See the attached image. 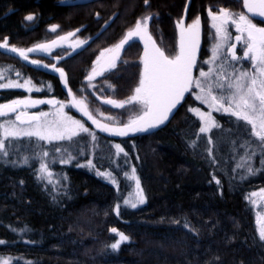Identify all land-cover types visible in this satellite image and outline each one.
<instances>
[{"label": "trees", "instance_id": "16d2710c", "mask_svg": "<svg viewBox=\"0 0 264 264\" xmlns=\"http://www.w3.org/2000/svg\"><path fill=\"white\" fill-rule=\"evenodd\" d=\"M221 8L243 13V0H0V42L7 38L29 47L49 41L46 28L54 23L66 32L78 30L86 45L72 55L60 50L57 66L64 68L72 92L117 124L122 115L87 86L97 52L150 9L157 13L151 27L171 54L176 20L201 17L205 34L198 66L204 65L215 40L207 11ZM140 52L139 43H132L123 56L135 59ZM33 58L54 63L48 56ZM0 81H30L34 87L0 88V105L30 94L68 97L58 74L1 48ZM132 81L110 74L97 81L96 93L124 97ZM200 106L189 94L164 124L146 133L109 137L91 127L63 144L6 139L0 150V264H264L258 223L263 208L252 202V194L264 190V156L255 155L258 143L232 116L216 114L219 127L200 133L202 122L190 111ZM5 120L0 115V140ZM117 144L124 150L119 155ZM133 167L146 201L136 209L123 205L136 190L124 176ZM98 171L111 172L117 183ZM112 228L129 237L115 250L110 245L119 236Z\"/></svg>", "mask_w": 264, "mask_h": 264}, {"label": "snow or ice", "instance_id": "6c2138e0", "mask_svg": "<svg viewBox=\"0 0 264 264\" xmlns=\"http://www.w3.org/2000/svg\"><path fill=\"white\" fill-rule=\"evenodd\" d=\"M144 2L148 4L149 0H144ZM243 3L252 18L260 17L261 22H264V0H243ZM209 15L212 20V27L216 30V36L218 37L212 49V61L216 60L219 50L231 38V33L228 31V25L231 24L239 33V35L235 36V40L242 42L244 45L243 58L251 61L253 67L251 73L240 71L235 79L232 80L226 75L225 65L227 60H225L220 66L221 71L219 73H214L213 69H209L208 72L201 70L200 77L204 78V80L202 81L199 78L194 80L191 70L196 63L195 53L199 41L200 18L197 17L187 28L183 27V20L178 22L177 26L180 28L179 50L173 58H169L161 49L156 47L151 35L148 34V21L154 18L152 14H149V16L144 17L143 21L137 20L135 28L129 30L127 35L114 48L102 51L95 62L100 65L99 69L93 68L91 74L86 77L88 81H91L96 76H102L105 72L115 69L120 50L124 49L125 46L130 47L132 43H136V38L145 40L144 56L142 57L143 70L139 86L135 88V94L126 101H105L120 108H123L125 104L136 103L140 106L141 114L130 118L128 123L124 124L122 128H110L108 125H100L87 111L86 106L81 108L84 115L88 116L93 123H96L102 131H111L117 135L124 136L129 132H148L150 129L164 124L169 119V114L181 103L185 94L191 92L192 86L195 85L196 88L200 89L201 93V95L196 96V99L209 104L217 111L223 110L236 117L237 120L244 121L251 126L252 134L264 143V27H258L244 13H230L226 9H220L219 15L212 12H209ZM26 19L30 21L33 16L28 15ZM55 28L56 26H53L52 30L54 31ZM69 35L72 34L69 33ZM65 39L66 37L61 36L58 40L52 41L50 45L41 44L35 48L24 50L14 46L9 48L7 38H5L4 42L0 43V48L6 52L17 54L24 61H29V53L40 51L50 54L54 47L60 46L59 41H64ZM85 43L86 41H80L74 46V50ZM149 44H151V50L149 49ZM235 49L236 44H231L228 47L232 61L242 58L237 56ZM105 51L114 52L115 54L105 61L104 64H101L100 61L104 57ZM30 63L39 65V61L36 60H31ZM44 67L48 66L44 65ZM51 67L59 73L61 79H65L63 69L56 68L55 65ZM213 76L214 82L210 80ZM205 82H207V86H205ZM29 83L30 81H25L24 84L9 82L0 84V88H23ZM214 89L220 90L221 94L219 96L213 95ZM37 103H45V101L14 100L9 104L0 105V115H6L7 112H15L21 105L28 107ZM48 103H52V101H48ZM76 103L82 105L83 101H77ZM225 103L228 104V107L224 106ZM60 109H63V104L60 105ZM190 111H194L200 120L203 121L202 126L199 128L200 133H207L213 127H219L214 122L211 113L200 112L197 109H190ZM47 115V113L43 112L39 114V116ZM56 115L57 119L55 121L43 125L39 122L38 116H31L28 119L36 122L33 130L24 131L15 127H5L4 136L6 139L9 137L35 136L39 140L51 142L53 140L71 141L79 133L89 132V129L83 123L67 117L62 111L57 112ZM16 119L21 120V117L18 115ZM21 122L23 123V121ZM93 139H95L94 135ZM192 144L195 145V141H192ZM4 148L5 140H0V150ZM115 148L117 149V155L124 151L119 144L115 145ZM56 151H59V149H56ZM4 154L6 155L7 153L4 152ZM43 155L47 156L48 153L44 152ZM124 155L126 156L127 154L124 153ZM24 162L27 163V158H25ZM89 164L91 165V162ZM40 167L42 171L47 172L45 164L42 163ZM249 172H252L251 168H249ZM48 175L51 176V173H48ZM97 175L102 176L112 184L117 183L111 172L102 173L98 171ZM124 176L135 182L137 192L134 202L132 199H124L123 205L136 209L146 202L143 190L140 187V179L136 175L134 167L131 172H124ZM217 183L219 182L217 181ZM252 196H259L260 199L264 200V190H261L260 193H253ZM252 202L255 203L256 201L253 200ZM119 207L120 205H117V214ZM258 223L260 225L259 238L264 241V216L259 218ZM111 231L118 233L119 236V239L110 245L113 250L118 249L122 242L129 240L127 235L123 232H118L116 228H112ZM0 243H3V241H0ZM3 264H9V261L4 260Z\"/></svg>", "mask_w": 264, "mask_h": 264}, {"label": "rangeland", "instance_id": "374dc122", "mask_svg": "<svg viewBox=\"0 0 264 264\" xmlns=\"http://www.w3.org/2000/svg\"><path fill=\"white\" fill-rule=\"evenodd\" d=\"M221 9H226V8H221ZM226 10H228V9H226ZM207 12H208V16H209V19H210V22H209L210 25L209 26L214 31L215 40H214V43H213V45L211 47L210 57L205 60V64L204 65L201 64L200 66H198L200 52H201L202 43H203L204 34H205V32L203 30L202 19H201L200 16H196V17H193L192 19L191 18L188 19L187 17H185V15H183V16L179 17L176 20L177 40H176V49H175L174 54L168 53L166 45H165V42L162 40V38L157 36L156 33L153 31V29L151 27L153 19H150L148 21V34L151 35L152 40L155 42L156 47L161 49L164 52V54L166 56H168L169 58H173L177 54V52L179 50L180 28L177 26L178 22L183 20V27L187 28V26L189 24H191L197 17H199L200 18L199 41H198V47H197L196 53H195L196 63H195V65L193 66V68L191 70V75H192L193 79L195 80V79L199 78L202 81L204 80V78L200 77V71L201 70H203L204 72H208L209 69H213L214 73H219L221 71L220 66L225 60H227V64L225 65L226 75L229 76L232 80L235 79L236 75H238L240 71H248L249 73H251L253 71V67H252L251 61L248 60L247 58H243L244 45H243L242 42H237L235 40V36L239 35V33L237 32L235 27L232 26L231 24L228 25V31L231 33V38L219 50V54H218V57L216 58V60L214 62L212 61V59H211L212 58V54H213L212 53V49H213V46L216 44L218 37L216 36V30L212 27V20H211V17L209 15V12H212L213 14L219 15L220 14V9L219 10L208 9ZM228 12H229V10H228ZM243 13L245 15H248L249 18L253 20V23L256 24L258 27H264V25L260 24V23H263V22H261V18L260 17H255V18L251 17V14L248 13L247 9L244 7V3H243ZM149 14H152L153 17H157V13L154 12V11H151L149 9L144 14H142L137 20L143 21L144 17L149 16ZM136 22L123 33L122 37L117 42L109 44V45L105 46L104 48L100 49L97 52L92 69L93 68L99 69L100 65L95 63L96 60H97V57L100 56L102 51H104L106 49H109V48H114L115 45L118 44L120 42V40H122L127 35V32L129 30H133L135 28ZM53 26H56L54 31L52 30ZM46 30L49 33H51V35H52V38L49 41H46V42H43V43H38V44H35L33 46H29V47H22V46H17V45L9 43V41L7 39L8 46L10 48L14 46V47H16L18 49L27 50L29 48H35L37 45H41V44L50 45L52 41L58 40V38L61 37V36L66 37V39L64 41H59V45L60 46L54 47L50 54L44 53V52H40V51L28 54L29 55V59L39 61L40 64L47 65L49 67H51L52 65H55L56 68L63 69V71H64V68L57 66V63L63 58V56L56 55V53H58L60 50H66L65 54L72 55L73 53H75V52L79 51L80 49H82L86 45L87 41L85 39L81 38L78 35V30L66 32V31H63L61 29L59 24H55V23L54 24H50L49 26H47ZM69 33H71L72 35H69ZM136 39H137L136 43H139L140 49H141V52H140V55H139L138 58L130 59V58L124 57L123 56V52L128 47V46H125L124 49L120 50V55H119V58L116 61V65L117 66H116L115 69H112V70H110L108 72H105L102 76H96L91 81H88L86 79L88 89L94 94V96L97 97V99L102 104L110 106V108L116 110L117 112H119L122 115L121 123L119 122L117 124H114V123L106 122L97 113H95L92 110V108L89 106L88 102L86 101V99L83 96L72 92V90L67 85L68 90H70V93H71V96L67 93L68 94L67 98H63V99H56V98H52V99H37V98H34L30 94V95H28V96H26L24 98L16 99V100H29V101H41L42 100V101H45V103H37V104H34V105H30L28 107H25L24 105H21L20 107H18L16 109L15 112H7L6 115H2V116H4L6 118V120L4 121V123L1 126V129L3 131V137L2 138L4 140H6V138L4 136V128L5 127H15V128H17L19 130L30 131V130L34 129L36 122L35 121H30L28 119L29 117L38 116L39 117V122L41 123V125H43L45 123H51V122L55 121L57 119V115L56 114L59 111H62L67 117H71L74 120H79L88 129L92 127V128H94V131H99L100 133H102L104 135H108L109 137L121 136V135H117V134H115L114 132H111V131H102L101 128L98 127L96 123H93V121L90 120L88 118V116L84 115V112L81 110V108L86 106L87 111L91 114L93 119H95L100 125H108L110 128H122L124 126V124L128 123L130 118H134L136 115H140L141 114L140 106L138 104H136V103L125 104V106L123 108H120V107H115L114 105L108 104V103L105 102L107 100H113V101H116V102L126 101L129 97H131V96H133L135 94V88L139 86V80H140L141 73H142V70H143L142 57L144 56L145 40H140L139 38H136ZM80 41H86V43L84 45H82L81 47H79V48H75V50H74V46L76 44H78ZM3 42L4 41H1L0 43H3ZM231 44H236L235 51H236V54H237L238 57H242L241 59H239L237 61H232L231 60V53L228 52V47ZM149 49L151 50V44H149ZM114 54H115L114 52L105 51L104 52V57L101 59L100 63L104 64V62L107 61L108 59H110ZM33 55H43V56L52 57V58H54V63L47 64L41 59H34ZM203 66H204V68H203ZM92 69L90 70L88 76L91 74ZM234 69H235V71H234ZM64 73H65V71H64ZM110 74L115 75V77L122 76L126 80H129V81L130 80H134V81H132V85L130 87L129 94L125 95L124 97H115V98L114 97L113 98L106 97V98H103V97H100V95H98L96 93L97 81L100 78H102L104 76H108ZM65 78H66V74H65ZM210 80H212V82H214V76L212 78H210ZM9 82H16V83H19V84H24L25 83V81H23V82L9 81ZM9 82H1L0 81V84H7ZM66 84H67V82H66ZM205 86H207V82H205ZM22 89H25V90L30 92V91H32L34 89V87H32L31 84L29 83L28 85H26ZM29 89H31V90H29ZM189 94L192 95L195 98V100H197L200 103V105H201L200 107H195L194 109H197L200 112H204V113H211L212 118H213V120H214V122L216 124H219L215 120L216 119V114H223V115H226V116H232L228 112H224L223 110L217 111L215 108L211 107L209 104L204 103L201 100L196 99V96L197 95H201V93H200V89L196 88L195 85L192 86L191 92L190 93H186L185 96H187ZM220 94H221L220 90H216V89L213 90V95L219 96ZM48 101H52V103H48ZM77 101H83V104L82 105L81 104H77L76 103ZM9 103L10 102H8L6 104H9ZM61 104H63V109L62 110L60 109V105ZM179 105H177V107H179ZM224 106L228 107V104L225 103ZM177 107L175 109H173L172 113L169 114V117L175 112ZM42 112L43 113H47L48 115L47 116H39V114L42 113ZM18 115L21 117V120H17L16 119V117ZM232 117H234V116H232ZM234 118L237 119L236 117H234ZM21 121H23V123ZM201 122L203 124V121H201ZM241 123L245 124V126L249 129L251 137H253L256 140L255 144L258 143V145L256 144L258 147L256 146L255 149H254L255 155L256 154H263V156H264V143H262L259 140L258 137L254 136L252 134V130H251V126L250 125L246 124L244 121H241ZM214 128H216V127H213L209 132H207V134H209ZM154 129H156V128H154ZM154 129H150L149 131H152ZM137 133H146V132H129L127 135H133V134H137ZM81 134H83V133H79L76 137H79ZM84 134H87V133H84ZM127 135H124V136H127ZM32 137H34L35 139L37 138L35 136H32ZM76 137H73V138H76ZM12 138L13 139H15V138L17 139V138H30V137H28V136L9 137V138H7V140L8 139L10 140ZM94 140L95 139H93L92 141H94ZM46 142H49V141H46ZM53 142H55V143L57 142L58 144H63V143H66V142H71V141H69V140H63V141L53 140ZM242 162L243 161L241 160V163ZM136 192H137V189L135 190L134 194L130 197V199H132L133 202L135 201ZM260 192H261V190H258V191L254 192V193H260ZM253 198L256 201L254 204H256V205L261 204L262 205L263 209L259 212V218H260L261 216H264V200L260 199L259 196H256V197H253ZM259 227H260V225H259Z\"/></svg>", "mask_w": 264, "mask_h": 264}, {"label": "water", "instance_id": "95a60500", "mask_svg": "<svg viewBox=\"0 0 264 264\" xmlns=\"http://www.w3.org/2000/svg\"><path fill=\"white\" fill-rule=\"evenodd\" d=\"M10 48V47H9ZM2 49V48H1ZM4 50V49H3ZM5 51V50H4ZM8 53H11V54H14V55H17V54H15V53H12V52H8ZM18 56V55H17ZM31 60L29 59V61L28 62H30ZM35 66H38V67H40V68H42V69H44V70H46V71H49V72H51V73H55V74H58L59 75V73L58 72H56L54 69H52V67H44V65L43 64H40L39 63V65H35ZM60 76V75H59ZM62 83H63V86H64V88H65V90H66V92L71 96V94H70V91L68 90V87H67V84H66V78L65 79H62Z\"/></svg>", "mask_w": 264, "mask_h": 264}]
</instances>
